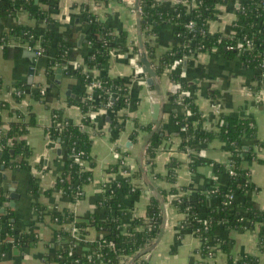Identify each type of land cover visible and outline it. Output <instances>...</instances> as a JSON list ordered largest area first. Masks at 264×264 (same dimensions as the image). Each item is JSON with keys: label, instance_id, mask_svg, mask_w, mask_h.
Returning a JSON list of instances; mask_svg holds the SVG:
<instances>
[{"label": "crops", "instance_id": "1", "mask_svg": "<svg viewBox=\"0 0 264 264\" xmlns=\"http://www.w3.org/2000/svg\"><path fill=\"white\" fill-rule=\"evenodd\" d=\"M157 1L174 5L180 0ZM241 1L224 0L216 3L214 17L207 22V31L225 36L231 34ZM35 4L45 12L54 27V40L46 51L38 55L33 45L29 48L28 44L16 39L0 44V125L7 127L15 122L18 113L25 115L31 112L35 115V123L24 135L31 151L28 169L0 167V195L3 196L0 210H10L16 229L19 232H36L39 241L29 248L10 246L1 253L0 264H58L45 246L53 238L50 211L69 209L80 220L100 212L99 200L105 186L124 175L118 169L107 170L119 158L117 147L121 153L127 154L126 163L136 173L131 182L142 188L138 194L122 196V203L130 211L131 217H145L146 205L152 196L146 180L155 186L164 201V233L145 261L148 264H192L201 261L198 253L201 241L180 223L182 216L173 206L169 192L171 189L180 191L182 187H190L203 193L205 197L197 201L196 211L204 217L217 204L216 199L209 196L208 188L213 185L222 187L228 181V173L216 170L213 165L230 163L231 154L227 144L213 137L202 144L196 153L181 148V133L184 130L170 119L171 113L180 106L178 103L174 105L171 100L177 88L169 76L170 70L175 67L169 66L157 75L163 96V134L155 135L157 140L150 139L154 155L149 165H145L143 154L139 163L137 158L141 136L149 131H141L136 143L130 140V133L134 129V120L153 128L151 104L157 98L154 89L145 84V75L135 73L130 58L124 56L126 52L134 55L130 50V44L133 41L136 43L134 10L125 0H36ZM87 12L96 15L99 21L112 30L115 41L128 47L127 51L112 49L103 67L90 72L95 77L100 75L124 80L128 86L129 102L124 108L113 109L112 113L106 107L93 111L95 134L89 153L91 166L86 163L92 176L83 187L82 196L70 201L65 193L55 189L67 151L51 137L49 127L55 124L51 116L53 109H61L65 118L72 123H79L82 115L78 103L92 92L83 80L66 73L68 68L84 66L90 52L85 38ZM19 24L32 26L37 34L45 27L44 18H31L26 11L15 9L0 13V33ZM123 32L125 37H122ZM149 39L155 46L156 57L171 51L180 42L171 24L158 26ZM61 45L67 49L66 58L60 65L50 67L49 63ZM32 50L34 53H31ZM59 66L62 76L60 83L56 84L53 75ZM179 71L183 72L182 78L204 118L203 128H213L221 117H248L254 121L258 140L264 143V78H261L259 68H250L237 54L227 55L215 47L191 55ZM37 93L40 94L39 98L35 96ZM128 141L130 146L125 145ZM255 151L257 160L247 162L254 188L245 193V198L254 207L264 209V149L255 147ZM191 154L195 155L193 167L190 166ZM9 158L7 155L3 160L8 161ZM170 164L175 165L174 182L167 180ZM33 180L37 183L36 189L33 188ZM10 186L18 196L12 199L14 206H3V202L10 200ZM162 191L167 193L165 197ZM38 205L43 209H38ZM257 232V228H227L219 223L215 228V236L225 244L226 250L216 245L214 256L206 260L210 264H227L231 257L237 260L243 254H250L257 258V264H264V239L260 244ZM84 236L94 241L99 238V233L90 226Z\"/></svg>", "mask_w": 264, "mask_h": 264}, {"label": "trees", "instance_id": "2", "mask_svg": "<svg viewBox=\"0 0 264 264\" xmlns=\"http://www.w3.org/2000/svg\"><path fill=\"white\" fill-rule=\"evenodd\" d=\"M36 0H0V13H8L10 10H22L37 20L43 19L45 27L37 34L32 26L19 24L3 33H0V44L16 39L21 43L35 45L38 43L43 52L49 43L54 40V27L49 18L35 4ZM49 2L50 0H38ZM107 1V0H99ZM224 0H180L174 5L157 0H139L138 8L142 23L140 25L143 47L149 60L152 62L157 75L164 72L167 67H175L170 70L169 76L175 83L180 84L171 100L177 104L180 90H188L186 81L179 71L183 61L174 66L177 59L186 57L188 60L196 52L218 48L227 55L237 54L245 65L250 68H259L260 76L264 78V0H242L236 10V18L232 23V33L225 36L220 33H209L207 22L214 17L216 3ZM227 0H225L226 2ZM87 30L86 43L90 46V52L86 57L85 65H76L66 69V73L74 75L90 85L97 81L99 87L92 89L90 94L78 103L81 111L79 123H72L64 117L61 109L51 111L52 119L58 124L49 127L53 139H59L60 144L67 151L61 173L56 179L55 189L65 193L70 201H75L83 194V187L90 181L92 171L86 167L91 166L90 149L92 138L95 134L94 121L91 112L99 107H106L109 100L112 104L108 110L124 108L128 105V86L122 79H112L107 76L95 77L92 69H101L105 64L110 51L114 48L128 50L121 42L115 41L112 30L98 20L91 12L86 14ZM192 22V27L186 25ZM162 24H171L174 33L179 39L177 45L171 51L165 52L159 57L155 56L153 41L149 36L154 34L157 27ZM40 35V36H39ZM126 34L123 32L122 37ZM249 39L251 46L245 44L240 48L237 43H244ZM133 54L139 56V49L133 41L130 44ZM69 51V50H68ZM67 49L64 45L58 48L49 65H60L66 58ZM36 98L40 94H35ZM17 101L19 100L18 97ZM183 105H179L171 113L170 119L182 131L181 148H187L192 153L199 151L202 144L207 143L213 137L222 139L228 146L231 160L228 165L214 163L216 170L228 173V181L222 187L210 186L209 196L216 199L217 204L210 209L204 217L197 214V201L205 196L190 187H182L181 190L171 189L169 194L173 198L172 204L182 216L180 223L189 229L201 241L198 253L201 261L192 264H210L206 259L214 256L216 245L226 250L225 244L215 236V228L221 223L227 228H257L260 244L264 239V209L254 207L245 198V193L254 188L249 177L247 162L257 160L255 147L264 149V143L258 140L254 121L248 117H221L213 128L202 127L204 118L195 104L193 97H184ZM185 105V106H184ZM114 113V112H113ZM114 116V115H113ZM35 123V115L31 112L17 114V120L7 127L0 125V167L13 169H28L30 148L24 135L30 126ZM120 125H117L119 127ZM151 125H141L134 120V129L130 133V140L136 143L141 131H150ZM117 162L108 166L107 170H120L124 175L108 183L99 200L100 212L86 216L80 220L69 209L62 211H50L52 240L45 246L50 250L52 259L58 264H119L128 259L137 251L147 247L155 237L161 223V212L158 200L151 196L146 205L145 217H131L130 211L123 205L122 196L125 194H138L142 190L140 186L131 182L136 175L126 163V153L120 149ZM9 155V160L3 157ZM154 155L153 142L146 144L143 152L145 165H149ZM194 154H191L190 166H195ZM174 164L169 165L167 180L174 182ZM33 188L37 183L33 180ZM79 193V194H77ZM163 196L167 195L162 191ZM3 196L0 195V206ZM42 210L43 207L39 206ZM12 212L8 209L0 210V255L10 246L29 248L38 241V235L34 231L19 232L12 221ZM70 225V226H69ZM93 226L99 233V238L90 241L85 238L87 228ZM74 229H77L74 231ZM131 264H148L141 258L135 259ZM227 264H257V258L250 254H243L239 259L229 258Z\"/></svg>", "mask_w": 264, "mask_h": 264}, {"label": "water", "instance_id": "3", "mask_svg": "<svg viewBox=\"0 0 264 264\" xmlns=\"http://www.w3.org/2000/svg\"><path fill=\"white\" fill-rule=\"evenodd\" d=\"M138 2L139 0H133V8H134V12H135V23H136V45L139 49V56L137 57L138 59V63L140 65V73L144 74V81L145 84L149 87H152L155 91V96H156V100L154 102H152L151 104V123L153 124V128L146 134L141 136L142 139V143H141V147H140V152L138 155V162H141V157L142 154L144 152V149L146 147V144L148 143V141L153 138L154 140H157V136H162V130H163V124H162V114L164 112V107H163V96L161 93V88L159 85V81H158V77H157V73L156 70L152 64V62L149 60L146 51L143 47V41H142V35H141V29H140V25L142 23V19L140 16V11L138 8ZM82 39V36L81 38ZM80 41V40H79ZM80 43V42H78ZM31 53H34V51L32 50ZM126 58H131L133 55L130 54L129 52H126L124 55ZM187 64V60L183 61V65L185 66ZM185 70V68L183 69V71ZM62 74V68L59 66L54 70V82L56 84L60 83V79H61V75ZM110 113L111 110H109ZM108 120V117H107ZM56 142L59 143V139H56ZM126 146H130L131 143L128 141L125 143ZM59 152V150L57 149V153ZM141 171H143V168L141 169ZM146 184L149 188V190L152 193V196L154 198H156L158 200V204H159V210L161 212V223L160 226L155 234L154 239L152 240V242L145 248H143L142 250L137 251L136 253H134L129 259H127L125 261L124 264H131L135 259L137 258H141L143 260H146L148 258V253L155 247V245L160 241L163 233H164V227H165V206H164V201L161 197V194L159 193V191L155 188V186H153L151 184V182H149L148 180H146ZM9 198L10 200L8 202H3V206H14V201L12 199L16 198L18 196V194L15 192V189L12 188L11 186L9 187ZM3 195H5L3 193Z\"/></svg>", "mask_w": 264, "mask_h": 264}, {"label": "built area", "instance_id": "4", "mask_svg": "<svg viewBox=\"0 0 264 264\" xmlns=\"http://www.w3.org/2000/svg\"><path fill=\"white\" fill-rule=\"evenodd\" d=\"M125 1H126V3L129 4V5L131 6V8L134 10V8H133V0H125ZM186 26H187L188 28H191V27H192V22H188ZM6 43H7V42H6ZM243 44H245V46H247V47H250V46H251V42L249 41V39H245L244 43H237V44H236V47L229 46L228 48H240V47H242ZM28 46H29V48H32V45L28 44ZM33 48H34L36 54H38V55L43 54V49H42V47H41L39 44H35V45H33ZM137 57H138V56L134 54V55L130 58L129 61H130V63H131L132 66H133V70H134V72L137 73V74H139V73H140V65L138 64V59H137ZM185 58H186V57H182V58L177 59V60L175 61V63H174V66H176V65H178L179 63H181L182 61H184ZM181 76H183V72L181 73ZM175 84H176V88H177V91H178V90L180 89V84H179V83H175ZM89 86H90L91 89H94V88L99 87V83H98L97 81H92V82L90 83ZM189 96H191V93H190L189 90H180V91H179V94H178V97H177V99H176V101H177V103H178L179 105H183V103H182L183 98H184V97H189ZM111 104H112V101L109 100V101L107 102L106 107L110 106ZM184 106H185V105H184ZM93 113H94V112H91V114H90L92 118L94 117V116H93ZM55 124L57 125L58 123L55 122ZM181 129L184 130L183 127H182ZM187 150H188V149H187ZM77 194H79V193H77ZM76 200H77V199H76ZM127 259H128V257H127L124 261H120L119 264H124L125 261H126Z\"/></svg>", "mask_w": 264, "mask_h": 264}]
</instances>
